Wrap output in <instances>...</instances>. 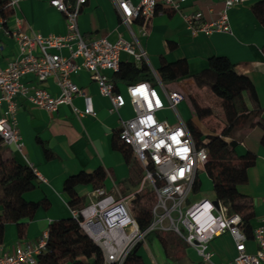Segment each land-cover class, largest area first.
<instances>
[{"label":"built area","instance_id":"1","mask_svg":"<svg viewBox=\"0 0 264 264\" xmlns=\"http://www.w3.org/2000/svg\"><path fill=\"white\" fill-rule=\"evenodd\" d=\"M23 0H7L15 16ZM121 21L130 30L134 21H140L141 32L148 35L149 25L156 14L163 9L180 13L193 35L200 32L211 35L214 32L230 33L232 27L228 10L245 0H225L219 16L212 22L204 20L201 11L184 13L189 0H113ZM88 0H49L52 7L64 14L67 32L64 35L44 37L23 29V19L16 17V27L8 33L19 47V56L6 67H0V103L8 104L4 116L0 117V139L3 146L13 145L23 154L24 141L17 127L16 97L23 96L31 104L49 112L58 111L63 104H72L75 96L86 97L84 111L74 107L77 116L93 113L91 98L74 82L73 75L82 70L90 72L102 96L110 99L111 111L119 112L126 106L127 98L115 91L113 79L106 71L117 72L121 65V54L127 53L136 63H149L147 51L138 39L128 41L122 36L111 40L104 36L87 39L79 27V15ZM12 15V16H13ZM0 22L6 21L1 15ZM67 49L69 54L61 51ZM156 83L140 81L129 84L127 93L132 104L134 117L122 120L120 139L130 145L135 157L144 169L143 185L148 181L156 195L152 207L153 222L145 231L141 230L132 210L133 197L115 196L105 188L93 190L86 202L78 209H71V215L81 229L101 248L104 264H124L129 252L146 241L152 231H170L183 239L198 253L203 264L214 262L210 248L212 241L225 233L235 241L236 256L230 264H264V217L260 226L253 230L251 238L256 251L247 248L248 239L243 231L241 215L228 213L223 201L215 198H200L186 205L194 192L201 167L208 160V150L198 147L186 121L178 111L180 103L186 100L188 92L178 82L175 89H168L153 70ZM31 74L39 82L54 79L60 88L53 95L45 88L33 87L22 82V77ZM159 85V88H158ZM170 110L178 118L172 123L160 113ZM39 181L46 179L30 166ZM49 232L45 231L36 242H24L13 250H5L0 244V264H37L38 256L46 248Z\"/></svg>","mask_w":264,"mask_h":264},{"label":"crops","instance_id":"2","mask_svg":"<svg viewBox=\"0 0 264 264\" xmlns=\"http://www.w3.org/2000/svg\"><path fill=\"white\" fill-rule=\"evenodd\" d=\"M131 1L139 3L141 0ZM259 1L262 0H245L228 10L232 27L230 33L214 32L206 35L200 32L193 35L182 15L169 9H163L156 14L149 25L148 35L142 34L140 21H134L131 30L139 44L147 51L149 63L146 64L151 71H156L165 58L170 62L184 59L188 62L190 70L198 73L207 68L210 57L226 56L239 72L251 79L258 102L256 105L249 101V106L252 110L256 107L261 109V117L264 118V25L253 11V6ZM224 3L225 0H189L184 5V13L201 11L204 20L212 22L218 18ZM16 17L23 19V29L28 33L34 31L48 37L64 35L67 32L64 14L52 7L49 0L21 1L15 16H11L5 23L0 22V67H6L19 56L18 44L8 33L16 27ZM78 21L80 30L87 39L107 36L111 40H117L122 36L128 41H135L130 28L121 21L113 0H88ZM61 53L69 54L67 49H63ZM128 61L135 62L133 57L123 52L121 62ZM113 73L106 71L112 79ZM73 80L91 98L93 113L82 116L75 114L74 107L81 111L86 109L87 101L84 96H75L71 105L63 104L54 113L31 104L21 95L16 97V121L24 141V149L21 154L13 145L3 146L4 158L14 156L37 169L46 181L38 180L37 186L26 192L24 197L33 201L46 198L49 207L39 209L32 220L25 222L22 235L15 223H5L0 242L5 250H13L24 242H36L48 231L52 221L72 216L68 197L63 191L64 182L71 175L102 168L107 173L103 188L115 196L135 198L145 187L142 184L139 164L136 161L134 166L127 163L123 153L112 146L121 128V121L135 115L128 98V84H118L119 93L128 100L126 106L119 112H112L110 99L101 95L97 84L91 79L90 72L82 70L73 75ZM22 82L29 86L45 88L53 95L60 93L54 79L39 82L35 76L28 74L22 77ZM184 82L194 81H181V88ZM7 107L6 101L0 103V117L4 116ZM160 117L176 115L170 110H165L160 113ZM263 134L264 128L261 125H245L238 127L228 138L239 142L237 150L240 154L252 151L257 155L255 165L248 171V182L239 187L240 192L249 196L255 206L253 230L261 225L264 217V145L261 143ZM92 191L88 187L80 188V194L86 195L87 202ZM1 193L0 190V195ZM2 211L0 206V215ZM235 246V241L228 233L216 237L210 245L214 262L230 264L236 256ZM247 248L250 252L256 251L252 239L248 241ZM138 254L142 264H203L196 250L170 231H155L143 242Z\"/></svg>","mask_w":264,"mask_h":264},{"label":"trees","instance_id":"3","mask_svg":"<svg viewBox=\"0 0 264 264\" xmlns=\"http://www.w3.org/2000/svg\"><path fill=\"white\" fill-rule=\"evenodd\" d=\"M7 0H0V11L5 21L13 15L6 8ZM253 11L264 25V0L253 6ZM174 47V45H173ZM156 74L168 89V85L176 86L178 82L192 79L200 87L208 86L212 94L219 100L222 115L225 119L220 133L205 132L193 121H187V127L198 147L208 150V160L204 166L208 177L212 180L217 199L228 207L230 215L239 214L243 220V231L248 239L253 237L252 222L256 212L253 200L240 192L239 187L248 182V171L256 163L257 155L252 151L240 154L237 150L239 142L228 139L241 126L259 124L264 128L262 110L251 109L249 101L257 105L258 98L251 79L239 72L226 56L215 55L209 58L205 70L193 73L186 60L174 62L162 59ZM140 81L156 83L154 74L146 63L140 66L136 62H121L120 69L113 73L115 91L119 92L120 82L132 84ZM195 115L206 120L215 115L213 108L203 106L193 95H187ZM258 121H255L257 120ZM264 145V134L261 139ZM115 150L123 153L127 163L135 160L132 147L120 139L119 132L112 144ZM107 173L98 168L92 172L81 171L69 176L63 186L68 197V205L73 209L82 207L87 202L86 195L80 194V188L95 190L105 186ZM38 178L33 169L14 156L4 158L3 145L0 139V242L7 222L15 223L22 235L24 224L32 220L39 209L49 207L48 200H27L24 194L37 186ZM203 179L199 176L194 191L202 188ZM156 202L154 191L139 192L131 202L132 210L141 230L145 231L153 222L152 207ZM49 237L45 250L38 256L37 264H104L105 258L101 248L81 229L78 221L72 216L54 220L50 223ZM155 231L149 232L148 239ZM1 244V243H0ZM138 243L128 254L124 264H142Z\"/></svg>","mask_w":264,"mask_h":264},{"label":"rangeland","instance_id":"4","mask_svg":"<svg viewBox=\"0 0 264 264\" xmlns=\"http://www.w3.org/2000/svg\"><path fill=\"white\" fill-rule=\"evenodd\" d=\"M169 88L178 87L168 85ZM159 88V85H158ZM184 91L188 92L190 95H193L197 98V100L202 104L203 106H211L215 112V115L213 117H210L206 120L201 121L194 113L191 102L189 99H186L180 106H179V112L181 114V117L184 121H193L196 123L199 127L203 129L205 132H216L220 133L222 131V128L224 126V117H222V111L220 108V102L219 100L212 94L210 88L208 86L200 87L195 82H184L183 85ZM167 111V110H166ZM168 120L172 123H177L178 118L177 117H166ZM132 166L135 165V160L132 161ZM141 167V177L143 179L144 176V169ZM201 167L200 171V177L203 179V185L202 188L199 191H194L190 194L189 200L187 201L186 205H190L193 201L198 200L200 198H209V199H215V193L213 190V183L212 180L208 177L205 168L203 166ZM137 168V166H136ZM138 169V168H137ZM136 169V170H137ZM139 171V170H137ZM139 179V177H136ZM141 180V179H139ZM144 189L146 193L152 192L153 188L150 185V183L147 181L144 185Z\"/></svg>","mask_w":264,"mask_h":264}]
</instances>
